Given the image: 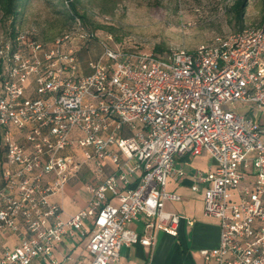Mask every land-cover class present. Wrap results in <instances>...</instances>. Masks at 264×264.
Returning a JSON list of instances; mask_svg holds the SVG:
<instances>
[{
    "label": "built area",
    "instance_id": "built-area-1",
    "mask_svg": "<svg viewBox=\"0 0 264 264\" xmlns=\"http://www.w3.org/2000/svg\"><path fill=\"white\" fill-rule=\"evenodd\" d=\"M37 36L8 32L0 41V233L27 232L0 264L51 256L88 219L90 264H119L123 246H153L158 230L176 236L180 216L164 207L182 197L167 183L186 176L179 158L203 152L213 165L192 173L191 189L220 225L204 260L264 264V26L164 55L114 47L112 34L100 40L79 16L50 41ZM90 42L101 52L84 65ZM238 102L253 115L233 109ZM106 159L114 170L88 184L86 207L63 218L51 197L84 164L100 173Z\"/></svg>",
    "mask_w": 264,
    "mask_h": 264
},
{
    "label": "rangeland",
    "instance_id": "rangeland-1",
    "mask_svg": "<svg viewBox=\"0 0 264 264\" xmlns=\"http://www.w3.org/2000/svg\"><path fill=\"white\" fill-rule=\"evenodd\" d=\"M80 11L86 13L96 29L100 40L112 34L109 43L128 51L153 52L156 45L165 52L173 48L195 50L200 45L211 44L239 29L231 10L234 0H82ZM264 19V0H248L243 25L259 26ZM63 24V16L56 13L48 0H31L21 21L19 31L35 29L37 37L51 35ZM10 21L0 15V41L10 30ZM41 39V40H42ZM101 46L88 43L81 53L82 62L96 58ZM232 108L253 115V105L234 103ZM261 122L264 125V112ZM210 159L203 154L194 160L197 167H204L201 159ZM95 176V170L86 175L83 184L87 185ZM202 196V195H200ZM203 198L198 204H203ZM204 205V204H203Z\"/></svg>",
    "mask_w": 264,
    "mask_h": 264
},
{
    "label": "crops",
    "instance_id": "crops-1",
    "mask_svg": "<svg viewBox=\"0 0 264 264\" xmlns=\"http://www.w3.org/2000/svg\"><path fill=\"white\" fill-rule=\"evenodd\" d=\"M82 59V56H81ZM19 139L23 138L18 134ZM185 155L178 159L177 168L183 169L186 176L183 179L177 175L170 177L167 183V191L175 192L182 198L178 201L168 200L165 202L164 210L180 216L177 235H171L163 230L156 232V242L153 246L134 244L123 246L120 251L119 264H212L206 262L201 254L202 249H212L219 245L220 225L219 220L208 217L204 214V202L198 204V199L203 195L191 189L192 173L197 170H208L213 165L210 159H201L204 167H197L194 160L198 156ZM4 153L0 151V162L4 159ZM115 168L109 159L103 162L100 173L93 162L83 165L76 176L70 178L65 190L61 194L51 197L53 202H59L63 207L62 217L76 213L88 205L90 193L87 185L83 184V179L91 170H95V176L90 183L102 181ZM89 183V184H90ZM202 195V196H200ZM108 201L117 204L118 199L112 195L108 196ZM193 221L190 224V221ZM92 220L85 222V231L77 232L74 236L66 237L58 243L51 256L40 255L36 257L32 264H90L91 255L88 244L91 237ZM131 227L138 233L143 231V223L135 221ZM27 236L25 227L22 226L19 232L3 231L0 233V254L8 250H13L22 239Z\"/></svg>",
    "mask_w": 264,
    "mask_h": 264
},
{
    "label": "trees",
    "instance_id": "trees-1",
    "mask_svg": "<svg viewBox=\"0 0 264 264\" xmlns=\"http://www.w3.org/2000/svg\"><path fill=\"white\" fill-rule=\"evenodd\" d=\"M31 0H0V15L1 17L6 20L10 21V30L9 33L12 36H16L18 30V23L21 21L28 5L30 4ZM51 2L53 9L56 13L63 16V24L59 26L57 30H55L51 35H43V39L39 38L41 41H50L55 37L63 34L69 25L71 24L72 20L75 16H79L84 23L93 31H96L100 25H94L90 17L80 11V7L82 4V0H69L68 4H66L67 0H48ZM248 5V0H234L231 10L234 12L235 21L239 24V29H244L245 26L243 25L244 22V15L245 10ZM264 26V19L263 23L258 27ZM247 27V26H246ZM154 50L155 53L158 55H164L165 52L164 48L160 45H156ZM2 70V65L0 63V72Z\"/></svg>",
    "mask_w": 264,
    "mask_h": 264
}]
</instances>
